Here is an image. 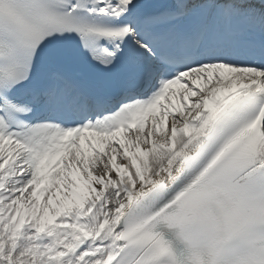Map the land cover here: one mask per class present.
I'll use <instances>...</instances> for the list:
<instances>
[{"label":"snow or ice","instance_id":"1","mask_svg":"<svg viewBox=\"0 0 264 264\" xmlns=\"http://www.w3.org/2000/svg\"><path fill=\"white\" fill-rule=\"evenodd\" d=\"M0 264H264V0H0Z\"/></svg>","mask_w":264,"mask_h":264}]
</instances>
